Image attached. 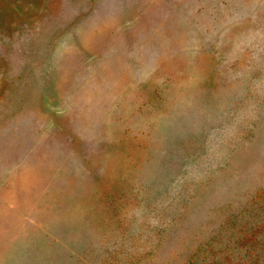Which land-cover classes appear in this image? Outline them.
Wrapping results in <instances>:
<instances>
[{"label":"rangeland","instance_id":"rangeland-1","mask_svg":"<svg viewBox=\"0 0 264 264\" xmlns=\"http://www.w3.org/2000/svg\"><path fill=\"white\" fill-rule=\"evenodd\" d=\"M0 264H264V0H0Z\"/></svg>","mask_w":264,"mask_h":264}]
</instances>
